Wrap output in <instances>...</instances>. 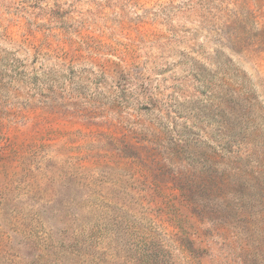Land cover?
<instances>
[{
	"label": "rangeland",
	"instance_id": "rangeland-1",
	"mask_svg": "<svg viewBox=\"0 0 264 264\" xmlns=\"http://www.w3.org/2000/svg\"><path fill=\"white\" fill-rule=\"evenodd\" d=\"M0 264H264V0H0Z\"/></svg>",
	"mask_w": 264,
	"mask_h": 264
}]
</instances>
